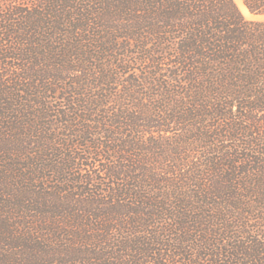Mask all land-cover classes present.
<instances>
[{
	"label": "trees",
	"instance_id": "1",
	"mask_svg": "<svg viewBox=\"0 0 264 264\" xmlns=\"http://www.w3.org/2000/svg\"><path fill=\"white\" fill-rule=\"evenodd\" d=\"M238 3L0 0V264H264V0Z\"/></svg>",
	"mask_w": 264,
	"mask_h": 264
},
{
	"label": "rangeland",
	"instance_id": "2",
	"mask_svg": "<svg viewBox=\"0 0 264 264\" xmlns=\"http://www.w3.org/2000/svg\"><path fill=\"white\" fill-rule=\"evenodd\" d=\"M237 3H238V0H235ZM239 4V6H240V3H238ZM240 8H241V6H240ZM241 10H242V12L244 13V15L247 17V18H251V17H253L251 14H249V12L248 11H246V10H244V9H242L241 8Z\"/></svg>",
	"mask_w": 264,
	"mask_h": 264
}]
</instances>
